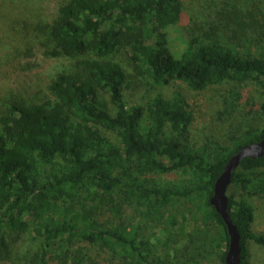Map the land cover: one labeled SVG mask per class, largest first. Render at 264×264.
I'll use <instances>...</instances> for the list:
<instances>
[{"label":"trees","instance_id":"1","mask_svg":"<svg viewBox=\"0 0 264 264\" xmlns=\"http://www.w3.org/2000/svg\"><path fill=\"white\" fill-rule=\"evenodd\" d=\"M186 8V0H63L38 30L15 17L18 28L9 30L21 44L27 41L25 56L39 50L60 64L44 92L0 99V264L9 249L12 254V236L24 234L39 245L36 258L21 248L13 264H103L104 256L108 264H202L204 249L195 237L207 234L218 237L227 264L228 228L210 201L228 161L264 139V100L245 101L256 126L216 138L199 133L181 91L166 90L183 84L201 93L232 84L264 96V47L251 24L261 12L248 2L213 0L212 17L199 24L187 19ZM0 9L14 14L6 4ZM183 22L191 34L177 55L168 29ZM12 51L0 65L23 60L22 46ZM118 53L152 90L141 103L125 94L127 71L113 60ZM227 106L210 117L212 125L234 116ZM172 175L177 179L161 181ZM227 195L242 238L241 264H250L248 242L264 247L250 202L264 200V157L242 161ZM177 204L192 230L181 256L169 247L186 240L146 234L148 223L161 225Z\"/></svg>","mask_w":264,"mask_h":264},{"label":"rangeland","instance_id":"2","mask_svg":"<svg viewBox=\"0 0 264 264\" xmlns=\"http://www.w3.org/2000/svg\"><path fill=\"white\" fill-rule=\"evenodd\" d=\"M63 0H4L2 3L0 1V8L2 4L8 5L9 9H13L14 14H9L8 16L3 14L0 9V38H2V42H0V57H7L12 55L13 49L17 48V46H22L24 50V58L23 60H19L14 58V60L7 61L4 60L3 64L0 65V99L4 98L9 93L21 95H31L39 92H44L47 88V85L50 81V77L52 76L56 66L60 64L58 60L46 59L43 57L42 53L39 50H36L32 56H25L27 50L24 49L26 42L23 41L21 44L20 39H17L14 35V31L9 30L10 27H17V23L15 21V17L17 18L23 16L20 21H27L28 24L33 23V25H38L37 30L43 24L50 23L57 13L58 6ZM243 6H247V2L252 8L256 11V9L260 10V15L256 16L254 13V17L251 19V24L253 26H258V30L253 32L254 39L264 47V0H238ZM213 0H186V9L189 10L187 14V19L192 16L194 18L195 23H201L207 19L212 17L213 9L210 10L208 6L211 5ZM216 3V1H215ZM224 5V4H222ZM257 7V8H256ZM244 9V8H243ZM257 21L254 23L253 21ZM40 21H44L43 23H39ZM187 22H183L180 25L171 27L168 29L170 33V42L173 51L180 55L184 52L186 47V40L189 39L191 31L189 28L185 26ZM5 24V25H4ZM21 27V25H20ZM5 29H8V32H5ZM4 31V32H3ZM114 61H118L121 65H123L127 71L129 88L125 92L126 96L129 99H133L134 101L143 102L145 99L149 98L152 94V90L149 89V86L143 81V79L136 77V74L133 72V66L130 61L123 55V53H118L114 59ZM174 89L179 90L188 100L191 108L193 109L196 115V124L200 134H212L216 138L225 137L234 135L239 132H244L250 126H256L254 119H256L253 115L249 114L247 117V103L250 101L258 102L259 104L263 103L264 96L260 95L258 92L254 94L251 93L247 88L240 91L238 88L233 86L232 84H225L219 87L211 88L208 91L196 93L191 91L188 87L183 84H180L175 87H169L166 91L167 93H173ZM214 98V100H212ZM248 99V100H247ZM247 100V103L245 102ZM225 102L230 103V108L225 104ZM229 108L233 110L234 116L225 124L218 126L212 125L210 121V117H212L215 113L219 114L224 111V109ZM243 117V118H242ZM228 144V141H225ZM172 175L168 176L166 180L161 179L162 182L176 180L177 176ZM183 177V176H182ZM181 177V178H182ZM237 194L236 197L238 199L242 198L240 196L239 191H235ZM250 202L254 205L256 212V231L258 234L264 235V200H253L250 199ZM183 204H177L173 207V213L171 212L168 216V220L163 222L158 226L157 223L147 225L146 234L149 235L151 233H155L161 236L162 239L166 241V235L168 241H170L169 237L171 236L173 240L180 241L186 240L181 245V247L173 248L169 247V251H176L178 256H181L182 253L186 252V249L189 248V235L192 230H190V224L184 218V207ZM126 215V220H128V224L135 222L131 221V214L128 212ZM177 223V226H172V223ZM167 222L170 224L168 225ZM137 225V224H136ZM164 227H163V226ZM144 227V226H142ZM189 228V229H188ZM163 233H161V231ZM210 232L213 233L214 237L218 236V229L212 227L210 228ZM204 233V232H203ZM202 232L196 230L195 234L200 236L203 234ZM201 237V236H200ZM28 235L24 234L21 236L13 235L11 240L13 242V250L12 254L9 249L8 255L3 260L2 264H13L11 262L12 258H19V254L22 248V251L30 257L33 255V258H36V249L39 245H36L33 240H29ZM218 238V237H217ZM214 239H210L207 236L205 239H198L195 237L196 247H203L205 259L202 264H222L221 263V255L224 251L223 248H220L218 241ZM25 240V241H24ZM20 244L21 242H23ZM20 244V245H19ZM19 245L17 248L14 246ZM248 248L250 251V264H264V247L258 245L254 241L250 240L248 242ZM41 249L43 247L41 246ZM39 251V250H38ZM198 252L195 249L192 252V255ZM94 255L98 254V252L94 251ZM106 256L100 258L103 264H108L106 261ZM178 259V258H176ZM38 260V259H37ZM182 260V259H180ZM194 264L195 261H192ZM24 264V263H22Z\"/></svg>","mask_w":264,"mask_h":264},{"label":"water","instance_id":"3","mask_svg":"<svg viewBox=\"0 0 264 264\" xmlns=\"http://www.w3.org/2000/svg\"><path fill=\"white\" fill-rule=\"evenodd\" d=\"M262 157H264V139L258 143L243 147L228 161L214 187V195L210 202L227 225L230 236L229 248L226 255L227 264H241L242 262V238L238 227L229 214L228 188L232 182L234 173L244 159H257Z\"/></svg>","mask_w":264,"mask_h":264}]
</instances>
